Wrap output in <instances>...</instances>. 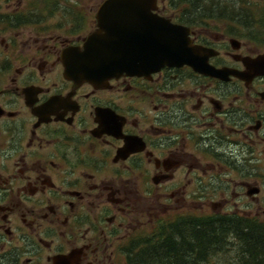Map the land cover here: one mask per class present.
Instances as JSON below:
<instances>
[{
    "label": "flooded vegetation",
    "instance_id": "1",
    "mask_svg": "<svg viewBox=\"0 0 264 264\" xmlns=\"http://www.w3.org/2000/svg\"><path fill=\"white\" fill-rule=\"evenodd\" d=\"M104 1L0 0V264H130L204 208L264 223L263 2L157 0L197 69L88 80Z\"/></svg>",
    "mask_w": 264,
    "mask_h": 264
},
{
    "label": "water",
    "instance_id": "2",
    "mask_svg": "<svg viewBox=\"0 0 264 264\" xmlns=\"http://www.w3.org/2000/svg\"><path fill=\"white\" fill-rule=\"evenodd\" d=\"M156 1L105 0L97 16L100 30L88 37L83 52H73L84 60L72 62V70L87 73L92 80L122 73L149 74L165 65L197 69L192 49L176 39L179 28L155 18ZM164 33L173 35L167 38Z\"/></svg>",
    "mask_w": 264,
    "mask_h": 264
},
{
    "label": "trees",
    "instance_id": "3",
    "mask_svg": "<svg viewBox=\"0 0 264 264\" xmlns=\"http://www.w3.org/2000/svg\"><path fill=\"white\" fill-rule=\"evenodd\" d=\"M246 227L235 235L230 223L200 216L167 242L160 234L138 237L130 264H264V223Z\"/></svg>",
    "mask_w": 264,
    "mask_h": 264
},
{
    "label": "rangeland",
    "instance_id": "4",
    "mask_svg": "<svg viewBox=\"0 0 264 264\" xmlns=\"http://www.w3.org/2000/svg\"><path fill=\"white\" fill-rule=\"evenodd\" d=\"M249 1L250 0H247V2H249ZM260 2H263V7H264V0H261ZM209 211H210L209 208L200 209L198 211L199 212V216H205V215L211 214ZM141 221H142V218H141ZM141 228H143V233H147L151 229V226L147 225V226H143Z\"/></svg>",
    "mask_w": 264,
    "mask_h": 264
}]
</instances>
